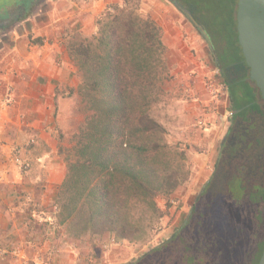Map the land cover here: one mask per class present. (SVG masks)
Masks as SVG:
<instances>
[{
	"label": "trees",
	"instance_id": "trees-1",
	"mask_svg": "<svg viewBox=\"0 0 264 264\" xmlns=\"http://www.w3.org/2000/svg\"><path fill=\"white\" fill-rule=\"evenodd\" d=\"M169 1L206 30L232 115L212 175L182 225L127 264H257L264 246V100L248 79L237 40V0ZM137 4L109 5L94 41L69 45L89 112L54 194L59 223L72 236L143 238L134 204L158 214L156 196L169 195L187 177L172 165L162 127L150 116V85L165 46L160 27Z\"/></svg>",
	"mask_w": 264,
	"mask_h": 264
},
{
	"label": "rangeland",
	"instance_id": "rangeland-1",
	"mask_svg": "<svg viewBox=\"0 0 264 264\" xmlns=\"http://www.w3.org/2000/svg\"><path fill=\"white\" fill-rule=\"evenodd\" d=\"M13 1L0 0V9ZM137 1V11L143 17L150 16L160 27L165 46L163 59L154 68L155 81L150 85V116L162 127L161 142L168 155L175 158L172 165L178 164L187 172V177L169 195L156 196V205L161 211L158 214L134 204V219L144 228L143 238L134 241H115L107 234L69 235L67 225L59 223L55 192L51 193V203H42V207L32 203L31 194H24L20 196L22 222L16 224L28 234L23 235L21 230L9 237L11 240H5L8 245L0 246V264H127L170 237L182 225L195 198L210 179L230 121L228 90L221 72L207 40L173 3L133 0ZM121 2L34 0L23 15L0 28V61L4 57L11 62L12 49L19 36L29 46L55 41L58 49L63 48L71 59L69 45L94 41L108 6ZM93 6L98 8L95 14L88 10ZM212 14L217 15L213 9ZM225 16V12L220 14L222 19ZM25 48L29 50L28 46ZM71 62L75 72L70 86H74L75 94L61 119L62 132L56 137L55 145L57 156L52 158L65 172L68 161L74 158L79 125L89 113L80 91L82 73L72 59ZM14 158L23 169L18 156ZM18 237L20 241L26 240V245L18 243Z\"/></svg>",
	"mask_w": 264,
	"mask_h": 264
},
{
	"label": "crops",
	"instance_id": "crops-1",
	"mask_svg": "<svg viewBox=\"0 0 264 264\" xmlns=\"http://www.w3.org/2000/svg\"><path fill=\"white\" fill-rule=\"evenodd\" d=\"M88 10L95 14L98 8ZM27 43L19 36L11 62L4 57L0 61V246L8 245L5 240L21 230L28 234L16 224L21 221L20 196L31 194L32 203L39 207L51 203V193L66 175L52 158L57 156L61 119L75 94L70 86L75 67L55 41ZM17 240L26 245V240Z\"/></svg>",
	"mask_w": 264,
	"mask_h": 264
},
{
	"label": "water",
	"instance_id": "water-1",
	"mask_svg": "<svg viewBox=\"0 0 264 264\" xmlns=\"http://www.w3.org/2000/svg\"><path fill=\"white\" fill-rule=\"evenodd\" d=\"M175 6L208 40L206 30L191 12L179 4ZM236 31L244 61L249 68L248 79L254 82L264 100V0H237ZM257 264H264V246Z\"/></svg>",
	"mask_w": 264,
	"mask_h": 264
},
{
	"label": "flooded vegetation",
	"instance_id": "flooded-vegetation-1",
	"mask_svg": "<svg viewBox=\"0 0 264 264\" xmlns=\"http://www.w3.org/2000/svg\"><path fill=\"white\" fill-rule=\"evenodd\" d=\"M26 0H17L11 5L4 6L0 9V21H5L0 23V28L9 26L12 20L23 15L26 10ZM223 142V141H222Z\"/></svg>",
	"mask_w": 264,
	"mask_h": 264
},
{
	"label": "built area",
	"instance_id": "built-area-1",
	"mask_svg": "<svg viewBox=\"0 0 264 264\" xmlns=\"http://www.w3.org/2000/svg\"><path fill=\"white\" fill-rule=\"evenodd\" d=\"M227 115L230 117L232 115V111L229 110L228 113H227Z\"/></svg>",
	"mask_w": 264,
	"mask_h": 264
}]
</instances>
